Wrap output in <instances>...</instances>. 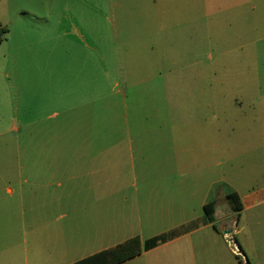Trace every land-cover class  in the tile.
<instances>
[{
  "label": "rangeland",
  "instance_id": "obj_1",
  "mask_svg": "<svg viewBox=\"0 0 264 264\" xmlns=\"http://www.w3.org/2000/svg\"><path fill=\"white\" fill-rule=\"evenodd\" d=\"M85 57L98 68L104 61V100L88 117L86 108L71 114L75 134L104 136L94 148L103 150L104 165L125 169L118 195L105 183L103 200L84 207V215L93 211L104 220L102 246L135 235L143 242L166 228L147 219V207L140 209V223L130 222L138 216L134 199L146 191L137 179L138 188L132 185L129 173L138 155L147 160L141 169L178 161L187 177L206 186L201 193L158 191L186 219H204L202 202L215 204L222 235L186 236L168 247L180 250L178 260L239 264L237 256L246 264L233 248L235 221L224 194L264 183V0H0V168L15 167L17 149L35 146L19 141L20 133H8L16 123L12 118L31 113L47 91L60 88L66 72L74 71L81 82L85 76L77 71ZM148 102L168 107L151 111ZM147 134L153 138L128 141ZM163 136L169 141L159 140ZM164 146L171 150L167 157ZM140 176L147 181V173ZM0 177L5 184L13 181ZM110 216L119 220L111 232ZM165 251L123 264H159Z\"/></svg>",
  "mask_w": 264,
  "mask_h": 264
},
{
  "label": "crops",
  "instance_id": "obj_2",
  "mask_svg": "<svg viewBox=\"0 0 264 264\" xmlns=\"http://www.w3.org/2000/svg\"><path fill=\"white\" fill-rule=\"evenodd\" d=\"M100 60L102 65L98 68L97 64L86 63L85 57L82 69L80 67L77 71L80 74L83 72L85 76L81 82L77 80L74 71L66 72L60 88L55 90L53 86L47 91L46 98H40L35 103L36 106L33 108L35 112L30 109L31 113L22 112L16 118H12L19 127L16 128L13 124L12 130L8 133L10 131H14L16 135L20 133L19 141L32 140L35 146L31 151L17 149L15 167L0 168V176L6 175L7 179L13 180L7 184L3 179L0 182V264H72L109 249L102 246L104 220L97 214L94 215L93 211L89 215H84L83 211L84 207L96 206L98 201L103 200L105 183L107 191L113 189L118 195L124 185L119 175L125 169L120 166L106 167L103 150L94 149L96 143L103 141L104 136L91 132L85 137L75 134L77 130L70 119L72 113L83 108L88 111V114H85L88 117L89 109L94 108L95 111L104 100L105 71L104 61L102 58ZM73 77L75 79H70ZM165 105L148 102L147 109L165 110L168 107ZM153 114L156 113L152 112L151 115ZM91 115L93 117V113ZM147 138L153 137L137 135L128 141L131 143L139 142L141 139L147 141ZM162 138L159 140L169 141L166 136ZM77 143H81L80 149L73 150L72 147H78ZM168 147H162L166 157L168 151H171ZM129 149L131 152L132 146ZM23 158L30 159V162L24 165ZM146 162L144 156L137 155L135 163L129 169L134 180L132 185L138 188L137 179L143 184L142 189L147 191L134 199L138 216L130 222L140 223L144 216L143 214L141 217L140 209L147 207V219L162 223L166 227L164 231L153 236L164 238L163 243L148 250L147 255L166 249L159 264H184L178 260L180 250L168 247L186 236L202 231L211 237L219 238L220 228L216 224L214 214L213 223L207 222L206 217L203 219L194 216L186 219L182 210L177 209L176 204L172 209L173 203L164 199L158 191L175 189L201 193L206 186L201 185L198 178L187 177L184 169L178 166V161L164 165L162 160V164L157 167L141 169ZM32 163L34 165L30 166ZM146 173L147 181L140 176ZM245 190L242 193L236 190L226 192H235L242 204V210L238 214L233 213L234 242L248 264H264V183ZM110 196L111 194L108 197ZM209 202L203 201L202 208ZM215 211L214 204V213ZM199 220L201 224L197 228L191 227L188 232H181L185 226ZM240 221L241 226L238 228ZM118 222L117 218L110 216L106 224L108 230L110 232L115 230ZM213 225L217 230L213 229ZM133 227L134 225L131 229ZM245 231L251 235L250 241L247 240ZM229 232L231 233V231L222 233ZM240 232L243 234L239 239ZM244 237L246 241L243 242Z\"/></svg>",
  "mask_w": 264,
  "mask_h": 264
},
{
  "label": "trees",
  "instance_id": "obj_3",
  "mask_svg": "<svg viewBox=\"0 0 264 264\" xmlns=\"http://www.w3.org/2000/svg\"><path fill=\"white\" fill-rule=\"evenodd\" d=\"M225 199L233 213L238 214L242 210L240 198L235 192L226 193ZM203 211L207 222L213 223L214 203L209 202L204 205ZM213 229L217 230L214 225ZM163 239L161 236H157L142 242L138 236H135L72 264H123L141 255V253L155 248L158 244L163 243ZM235 258L239 264H242L239 257L235 256ZM246 264H248L247 260Z\"/></svg>",
  "mask_w": 264,
  "mask_h": 264
},
{
  "label": "built area",
  "instance_id": "obj_4",
  "mask_svg": "<svg viewBox=\"0 0 264 264\" xmlns=\"http://www.w3.org/2000/svg\"><path fill=\"white\" fill-rule=\"evenodd\" d=\"M233 248H234V250L238 251V249H237V247H236L235 244H233ZM233 253H235V252H233ZM238 253H239V252H238Z\"/></svg>",
  "mask_w": 264,
  "mask_h": 264
}]
</instances>
